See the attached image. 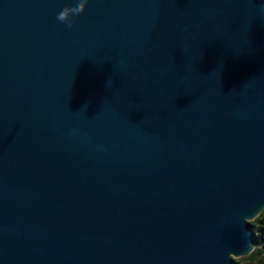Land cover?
Here are the masks:
<instances>
[{"label": "water", "instance_id": "water-1", "mask_svg": "<svg viewBox=\"0 0 264 264\" xmlns=\"http://www.w3.org/2000/svg\"><path fill=\"white\" fill-rule=\"evenodd\" d=\"M78 2L0 0V264L251 255L264 0Z\"/></svg>", "mask_w": 264, "mask_h": 264}, {"label": "trees", "instance_id": "trees-1", "mask_svg": "<svg viewBox=\"0 0 264 264\" xmlns=\"http://www.w3.org/2000/svg\"><path fill=\"white\" fill-rule=\"evenodd\" d=\"M253 230L255 239V250L251 255L245 257L243 261L235 260V264H264V211L259 217L249 223Z\"/></svg>", "mask_w": 264, "mask_h": 264}, {"label": "clouds", "instance_id": "clouds-1", "mask_svg": "<svg viewBox=\"0 0 264 264\" xmlns=\"http://www.w3.org/2000/svg\"><path fill=\"white\" fill-rule=\"evenodd\" d=\"M88 0H79L76 6L65 7L62 11H60L57 15V19L60 22H63L67 25L68 28H72L74 24L73 17L79 16L86 9V5ZM251 245L249 246V250L251 249Z\"/></svg>", "mask_w": 264, "mask_h": 264}, {"label": "rangeland", "instance_id": "rangeland-1", "mask_svg": "<svg viewBox=\"0 0 264 264\" xmlns=\"http://www.w3.org/2000/svg\"><path fill=\"white\" fill-rule=\"evenodd\" d=\"M244 258H238L237 261H243Z\"/></svg>", "mask_w": 264, "mask_h": 264}]
</instances>
